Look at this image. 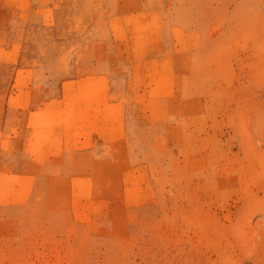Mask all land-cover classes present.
I'll return each instance as SVG.
<instances>
[{"label": "rangeland", "instance_id": "374dc122", "mask_svg": "<svg viewBox=\"0 0 264 264\" xmlns=\"http://www.w3.org/2000/svg\"><path fill=\"white\" fill-rule=\"evenodd\" d=\"M0 264H264V0H0Z\"/></svg>", "mask_w": 264, "mask_h": 264}]
</instances>
